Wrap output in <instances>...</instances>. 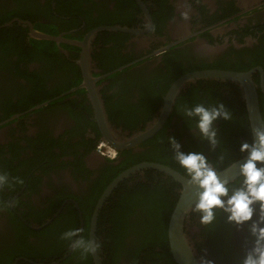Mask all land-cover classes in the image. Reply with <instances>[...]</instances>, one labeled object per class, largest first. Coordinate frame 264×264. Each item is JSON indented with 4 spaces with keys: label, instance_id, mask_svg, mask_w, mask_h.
<instances>
[{
    "label": "flooded vegetation",
    "instance_id": "1",
    "mask_svg": "<svg viewBox=\"0 0 264 264\" xmlns=\"http://www.w3.org/2000/svg\"><path fill=\"white\" fill-rule=\"evenodd\" d=\"M210 70L250 73L264 122V0H0V172L24 181L0 192L14 203L0 210V264H95L61 239L76 228L100 242L102 264H143L146 245L177 264L169 226L183 184L142 165L187 177L172 136L221 171L253 140L238 80L188 79L162 116L177 81ZM217 100L233 120L217 121L213 152L183 108ZM185 232L215 264H241L252 242L222 213L205 226L190 210Z\"/></svg>",
    "mask_w": 264,
    "mask_h": 264
},
{
    "label": "clouds",
    "instance_id": "2",
    "mask_svg": "<svg viewBox=\"0 0 264 264\" xmlns=\"http://www.w3.org/2000/svg\"><path fill=\"white\" fill-rule=\"evenodd\" d=\"M188 20L189 12L182 14ZM183 115L196 121V132L201 141H206L215 152L220 144L217 121L233 120V113L226 105L217 100L215 104H196L185 106ZM253 140L244 142L240 151L247 154L244 163L240 164V179L233 186L228 178H221L220 172L209 161L203 152L192 151L185 153L182 145L175 137L169 136L168 142L174 152L173 159L186 171L187 188H197V202L191 211L199 214L200 223L205 226L213 225L217 214L226 216L227 222L239 229L248 226L252 237L251 246L247 248L241 264H264V122L260 126H252ZM219 161L225 156L219 155ZM23 185V179H10L9 174L0 172V192L13 185ZM14 206L12 201L0 200V210ZM84 229L76 228L64 232L62 240L69 242V249L79 252L81 257L97 254L101 248L99 241L85 238ZM199 264H215L206 256L200 257Z\"/></svg>",
    "mask_w": 264,
    "mask_h": 264
},
{
    "label": "water",
    "instance_id": "3",
    "mask_svg": "<svg viewBox=\"0 0 264 264\" xmlns=\"http://www.w3.org/2000/svg\"><path fill=\"white\" fill-rule=\"evenodd\" d=\"M113 29H118V27H113ZM39 37L54 38L53 36H48L45 34H39ZM208 77L227 78L232 80H238L241 83H243L245 85V90L248 97V105L250 108V118L252 121V126L254 127L261 125L262 119L258 109L257 95L250 78V73L244 74V73L221 71V70L197 71L188 74L187 76L177 81L175 85L171 88L168 96L166 97L165 105L161 112L162 116L164 117L170 110L172 99L175 96V94L178 92L184 81L188 79L208 78ZM246 158H247V154L244 157L240 158L239 160L233 162L231 165L219 171L221 178L222 179L228 178L230 182L234 181L238 176H240L239 166L240 164L245 162ZM142 166L159 169L171 175L174 179H176L177 181L183 184V189L181 191V195L179 197L176 208L172 214L170 226H169L171 251L177 264H199V260L196 258L195 253L189 244V239L187 237V234L185 232V221L187 219V215L198 199L196 194L197 188L195 187L187 188L186 187L187 177L178 173L169 166L161 165L157 163H145ZM93 256H94L93 259L95 264H102L101 259L98 257L97 254H94Z\"/></svg>",
    "mask_w": 264,
    "mask_h": 264
},
{
    "label": "trees",
    "instance_id": "4",
    "mask_svg": "<svg viewBox=\"0 0 264 264\" xmlns=\"http://www.w3.org/2000/svg\"><path fill=\"white\" fill-rule=\"evenodd\" d=\"M109 247H113V246H109ZM145 247H146V249H143L144 247H141V246L138 248L137 252H138V254H140V258L137 255H134V259L135 260H138V261H141L142 260V263L143 264H175L174 261L172 260L171 256H169L166 259H159V258H157L158 257V254L154 252L155 246H153V245H146ZM113 253L116 254L115 247L113 248ZM143 253H145V256H143ZM89 261H90V259H89Z\"/></svg>",
    "mask_w": 264,
    "mask_h": 264
},
{
    "label": "built area",
    "instance_id": "5",
    "mask_svg": "<svg viewBox=\"0 0 264 264\" xmlns=\"http://www.w3.org/2000/svg\"><path fill=\"white\" fill-rule=\"evenodd\" d=\"M102 149H104V153L108 156V155H110L112 152H111V150H110V148H103L102 147Z\"/></svg>",
    "mask_w": 264,
    "mask_h": 264
},
{
    "label": "bare ground",
    "instance_id": "6",
    "mask_svg": "<svg viewBox=\"0 0 264 264\" xmlns=\"http://www.w3.org/2000/svg\"><path fill=\"white\" fill-rule=\"evenodd\" d=\"M107 144V143H106ZM97 150V149H96Z\"/></svg>",
    "mask_w": 264,
    "mask_h": 264
}]
</instances>
